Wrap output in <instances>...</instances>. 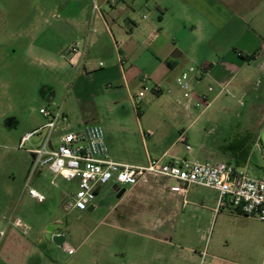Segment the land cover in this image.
Returning <instances> with one entry per match:
<instances>
[{"label": "crops", "instance_id": "crops-1", "mask_svg": "<svg viewBox=\"0 0 264 264\" xmlns=\"http://www.w3.org/2000/svg\"><path fill=\"white\" fill-rule=\"evenodd\" d=\"M260 1L96 0V10H92V0H74L64 11L65 25L53 33L64 37L63 42L41 45L38 51L52 66L56 65L55 55L60 54L62 62L58 65L69 69L66 76L73 74L75 103L88 112L107 116L97 123L105 130L112 161L138 167L149 159L162 164L180 159L226 163L250 176L243 166L251 148L258 147V137L245 139L249 151L241 166L236 165L240 151L235 148L241 147L242 137L237 144L227 146H232L233 152L217 145V140L214 147L209 144L212 148L205 150V142L215 131L198 124L204 110L196 112L195 103L205 95L200 85L217 88L210 104L237 75L247 81L253 64L261 62L264 68V0ZM231 3L248 4L237 9L245 14L241 18L249 25L239 29L234 43L226 48L220 45L219 36L223 37L227 24L239 13ZM72 43L83 55L74 56L71 64L72 56L66 49ZM250 57L251 61H245ZM202 67L207 72L196 74L197 82L191 83L192 97L184 99L176 77L189 68ZM143 75L148 78L145 90L140 83ZM232 89L238 85L234 83ZM140 92L151 96L144 101L143 94L136 100ZM42 99L49 103L51 91L47 90ZM62 127L70 130L68 123ZM181 135L184 143L179 141ZM195 138L198 149L186 151L185 146ZM114 144L121 148V154ZM217 148L221 159H217ZM67 184L76 187L75 182ZM179 187L169 178L144 174L133 186L121 189L120 195L121 190L113 184L99 188L84 212L65 211L64 204L71 195L52 210L22 188L19 196H26L28 203L0 205V264H201L202 252L206 254L204 264H230L226 259L229 248L221 242L220 230L213 234L212 224L225 209L230 216L240 214L218 207V194L213 189L188 186L184 192L176 191ZM2 194L5 198L9 195ZM5 216L18 218L29 232L22 234L6 225L2 220ZM244 238L253 243V231H247ZM258 239L262 258L264 228ZM65 246L73 249L72 255L66 254Z\"/></svg>", "mask_w": 264, "mask_h": 264}, {"label": "rangeland", "instance_id": "rangeland-1", "mask_svg": "<svg viewBox=\"0 0 264 264\" xmlns=\"http://www.w3.org/2000/svg\"><path fill=\"white\" fill-rule=\"evenodd\" d=\"M73 1L0 0V194L9 193L7 198L0 195V205L8 203L17 207L20 203H28L26 196L19 194L27 178L30 156L19 150L17 145L21 136L44 123L38 113L39 108L60 109L67 117L70 130H77L84 122L96 124L102 129L97 122L107 117L99 111L98 114L88 112L85 106L75 103L71 89L73 74L71 72L66 76L65 71L69 69L58 65L62 62L58 58L60 54L55 55L56 65L52 66L38 51L41 45L53 46L63 42L64 37L58 38L53 33L65 25L64 11L74 4ZM236 4L229 5L234 10L248 6L246 3L242 6ZM240 11L227 24L226 31L221 35L223 37L219 36L220 45L226 48L234 43L239 29L249 25L241 18L245 14ZM142 13L147 15L145 11ZM261 37L264 39V33ZM250 72L247 81L240 79L241 74L237 75L234 83L238 89H232L234 83L228 84L204 110L198 124L207 131H215L205 142V150L216 143L225 149L230 144H237L239 137L243 138V142L250 136L258 137L260 143L257 142L258 147L251 148V155L243 168L251 177L264 178V68L261 62L253 64V72ZM209 87L214 89L213 92L208 91ZM199 89L204 91L203 96L208 95L207 102L217 93V88L207 84L200 85ZM47 90L53 95L49 103L42 99ZM141 93L145 94L144 101L151 96ZM102 131L104 136L105 130ZM209 144L212 147H208ZM188 145L193 150L198 149L196 138ZM219 148L216 149L217 159L223 158ZM114 149L121 154V148L116 144ZM51 179V175L43 169L38 177L30 181L29 187L40 193L44 197V205L53 210L68 200L76 187L56 180L55 185H51ZM228 210L225 209V213L212 224L213 234L220 230V240L229 248L226 259L230 264H264L258 239L264 225L254 217L230 216ZM249 230L253 231V243L244 238Z\"/></svg>", "mask_w": 264, "mask_h": 264}, {"label": "built area", "instance_id": "built-area-1", "mask_svg": "<svg viewBox=\"0 0 264 264\" xmlns=\"http://www.w3.org/2000/svg\"><path fill=\"white\" fill-rule=\"evenodd\" d=\"M92 10H96V0H92ZM66 52L72 56L69 59L71 64L74 56L83 55L76 43L70 44ZM206 72L205 67L199 70L189 68L187 72L176 77V84L181 89L184 99L192 97L191 83L197 82L196 74L202 75ZM147 80L145 75L140 77L143 90ZM210 90L208 88V91ZM141 97L140 92L136 100ZM208 105L203 95L198 97L195 103V107L201 111ZM38 113L44 119V123L21 136L17 145L19 150H24L31 158L28 175L22 188L38 203H42L44 197L30 188L29 183L42 169L50 173L51 185H54L56 178L67 183H76V191L64 204V209L78 212H84L91 206L99 188L113 184L117 190H121L133 186L144 174H153L176 181L181 186L176 188V191L184 192L188 186L213 189L218 194V207L233 209L244 217H254L264 225V178L250 177L232 164H210L187 159L174 160L166 164L149 159L146 165L141 167L116 163L109 157L103 131L99 126L87 124L77 130H66L62 126L67 123V117L58 110L41 107ZM179 141L185 142L183 135L179 136ZM185 150L190 151V147L186 145ZM2 220L22 234L29 232L28 226L18 218L5 216ZM64 251L68 255L73 254V249L68 246L64 247ZM205 256V252L200 254L201 264ZM262 258L264 261V249Z\"/></svg>", "mask_w": 264, "mask_h": 264}, {"label": "trees", "instance_id": "trees-1", "mask_svg": "<svg viewBox=\"0 0 264 264\" xmlns=\"http://www.w3.org/2000/svg\"><path fill=\"white\" fill-rule=\"evenodd\" d=\"M238 56L240 58H242L240 54H238ZM251 60H252L251 57L250 58H245V61H247V62H249ZM244 144H245V142L242 141L241 147L240 148L239 147H236L235 148L236 151H240V156H239L238 160L236 161V165L237 166H241V165L244 164L245 159H246V156H247L248 151H249V147L245 146ZM227 149H229V150H231L233 152L232 146L231 147H227Z\"/></svg>", "mask_w": 264, "mask_h": 264}, {"label": "water", "instance_id": "water-1", "mask_svg": "<svg viewBox=\"0 0 264 264\" xmlns=\"http://www.w3.org/2000/svg\"><path fill=\"white\" fill-rule=\"evenodd\" d=\"M122 193V190L118 193V195H120Z\"/></svg>", "mask_w": 264, "mask_h": 264}]
</instances>
